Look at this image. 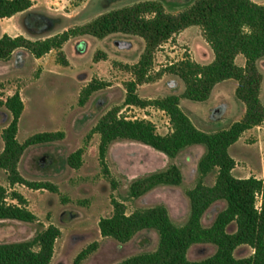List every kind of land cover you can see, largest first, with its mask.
<instances>
[{
	"label": "rangeland",
	"instance_id": "obj_1",
	"mask_svg": "<svg viewBox=\"0 0 264 264\" xmlns=\"http://www.w3.org/2000/svg\"><path fill=\"white\" fill-rule=\"evenodd\" d=\"M145 0H32V7L12 17L0 19V37L23 35L40 40L84 25L113 8ZM167 12L177 14L195 0H157ZM261 4L264 0H256ZM144 45L129 36L114 34L100 39L90 35L73 37L61 50L53 49L35 57L27 49H18L8 61H0V98L19 92L24 111L19 121L17 138L24 142L33 134L62 131L63 139L28 147L19 163V171L29 181H48L58 191L32 189L23 184L10 185L8 174L0 169V184L9 193L18 191L27 199L28 208L37 221L0 220V243L31 241L44 228L55 225L61 235L55 242L51 264H73L76 256L93 242L98 248L82 264H115L131 256L156 250L159 235L146 229L127 243L101 235L99 221L113 214V201L125 204L127 213L155 205H164L171 219L183 225L190 215L187 191L200 180L198 164L205 154L204 145H193L176 157H169L148 145L133 140H116L102 160L99 152L100 134L92 133L99 120L110 110L119 109L128 119L152 121L159 134L172 131L169 115L155 105L145 107L126 104V82L133 78L129 66L140 59ZM67 63H64L61 57ZM206 64L213 52L199 26L186 28L165 43L154 54L150 78L139 84L137 94L154 101L170 94L182 95L185 83L169 71V66L185 58ZM244 63V56L238 58ZM259 65L264 72V59ZM106 85L93 92L85 104L80 103L83 90L92 82ZM238 82L225 80L215 86L211 97L197 102L182 97L180 106L203 131L227 128L242 119L245 105L237 98ZM264 104V80L261 88ZM12 120L11 112L0 107V152L3 150V130ZM82 149V165L75 168L69 157ZM236 161L234 175L240 178L264 175V124L246 132L231 148ZM172 165L182 173L180 185H160L139 198L130 194L133 181L163 171ZM216 172L203 178L214 184ZM260 199V197H259ZM9 202H15L10 197ZM226 203L213 204L202 222L210 226ZM230 232L235 225L228 227ZM215 252L210 244H195L188 251L190 260H202ZM253 253L248 246L235 251L237 258Z\"/></svg>",
	"mask_w": 264,
	"mask_h": 264
},
{
	"label": "trees",
	"instance_id": "obj_2",
	"mask_svg": "<svg viewBox=\"0 0 264 264\" xmlns=\"http://www.w3.org/2000/svg\"><path fill=\"white\" fill-rule=\"evenodd\" d=\"M32 0H0V19L12 17L32 7ZM191 26H199L213 52V60L203 64L190 58L177 61L169 71L185 83L182 95L170 94L161 99L147 101L137 94L139 84L150 78L155 52L180 32ZM121 34L136 39L144 45L140 59L129 66L133 78L126 82V104L145 107L155 105L170 118L172 131L162 135L156 125L146 119H128L120 116L119 109L108 111L92 129L100 134L99 152L105 159L109 146L116 140H133L148 145L169 157H176L182 150L193 145H204L198 169V183L187 191L190 200V215L183 225L173 222L164 205H155L127 213L124 203L114 200L113 214L99 221L101 235L127 243L146 229L159 235L158 247L115 264H264V177H236L233 170L236 161L230 147L242 134L264 122V104L261 88L264 72L259 62L264 59V4L253 0H195L183 11L172 14L157 0H145L131 5L113 8L88 23L68 29L58 35L40 40H31L23 35L0 37V61H8L18 49H27L35 57H41L53 49L61 50L73 37L90 35L100 39ZM239 55L245 57V65L236 63ZM61 59L67 63L62 56ZM238 82L237 98L245 105L242 119L214 132L198 128L180 106L181 98L197 102L207 101L215 86L225 80ZM106 84L92 81L80 98L83 105L91 94ZM5 106L12 120L2 132L4 142L0 152V169L8 174L10 185L23 184L32 189L58 191L48 181H29L19 171V163L25 150L36 144L63 139L62 131H47L31 135L24 142L17 138L19 121L24 103L17 91L5 100L0 98V107ZM83 150L69 157L75 168L82 165ZM216 172L214 184L207 185L203 178ZM183 177L179 166L136 179L130 187L134 198L142 197L160 185H180ZM15 200L9 202L8 198ZM260 197V199H259ZM226 203L210 226L202 222L210 207ZM27 199L18 191L9 193L0 184V220L35 222L37 216L27 206ZM235 225L230 232L228 227ZM61 230L49 225L31 241L0 243V264H51L55 242ZM195 244L215 246L213 255L202 260H190L189 249ZM93 242L83 249L73 264L82 262L96 249ZM248 245L253 253L237 258L235 250Z\"/></svg>",
	"mask_w": 264,
	"mask_h": 264
},
{
	"label": "crops",
	"instance_id": "obj_3",
	"mask_svg": "<svg viewBox=\"0 0 264 264\" xmlns=\"http://www.w3.org/2000/svg\"><path fill=\"white\" fill-rule=\"evenodd\" d=\"M253 1H255V2H257V3H259V4H261L260 2H258V1H256V0H253ZM262 4H264V3H262ZM243 55H239V56H237V58H236V62H237V60H238V58H240V57H242ZM245 62H246V60H245V57H244V63H242L240 66H244L245 65ZM264 124V122L261 124V125H259V126H256V127H254V128H260V127H262V125ZM251 129H253V128H251ZM251 129H249V130H251ZM249 130H247V131H245L243 134H242V136L240 137V139L243 137V135L246 133V132H248ZM240 139L235 143V144H237L239 141H240ZM235 144H233L231 147H230V149H229V151H230V154H231V148L235 145ZM262 166H263V172H264V164H262ZM235 169V168H234ZM233 173H234V170H233ZM263 177H264V175H263ZM262 177V178H263ZM242 246H245V245H242ZM239 247H241V246H239ZM238 247V248H239ZM237 248V249H238ZM236 249V250H237ZM235 250V251H236Z\"/></svg>",
	"mask_w": 264,
	"mask_h": 264
}]
</instances>
